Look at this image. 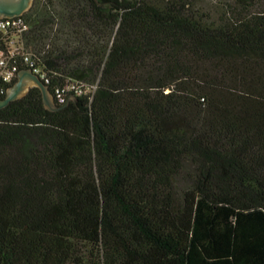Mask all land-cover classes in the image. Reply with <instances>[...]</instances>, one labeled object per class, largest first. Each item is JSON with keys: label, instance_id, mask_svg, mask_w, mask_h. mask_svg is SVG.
<instances>
[{"label": "trees", "instance_id": "1", "mask_svg": "<svg viewBox=\"0 0 264 264\" xmlns=\"http://www.w3.org/2000/svg\"><path fill=\"white\" fill-rule=\"evenodd\" d=\"M59 1L28 46L82 92L0 107V264H264V0Z\"/></svg>", "mask_w": 264, "mask_h": 264}, {"label": "built area", "instance_id": "2", "mask_svg": "<svg viewBox=\"0 0 264 264\" xmlns=\"http://www.w3.org/2000/svg\"><path fill=\"white\" fill-rule=\"evenodd\" d=\"M31 24L25 13L0 17V98L7 88L18 80L21 69H30L48 86L55 101L65 103L68 92L81 93L76 81L67 86L56 85L51 89V77L28 46Z\"/></svg>", "mask_w": 264, "mask_h": 264}, {"label": "water", "instance_id": "3", "mask_svg": "<svg viewBox=\"0 0 264 264\" xmlns=\"http://www.w3.org/2000/svg\"><path fill=\"white\" fill-rule=\"evenodd\" d=\"M31 3L32 0H0V17L22 14L30 7ZM28 84H34L41 88L45 104L48 108H57L48 86L39 78L37 74L27 68L21 69L18 73V80L11 87L7 88L6 96L0 99V107L6 106L12 100L17 99L26 93L28 90Z\"/></svg>", "mask_w": 264, "mask_h": 264}, {"label": "rangeland", "instance_id": "4", "mask_svg": "<svg viewBox=\"0 0 264 264\" xmlns=\"http://www.w3.org/2000/svg\"><path fill=\"white\" fill-rule=\"evenodd\" d=\"M37 1H38V0H35L34 3H33V5H32V6L29 8V10L26 11V12H30V11L34 8V6H35V4H36ZM53 2L55 3V7H54V8L59 9V8H60V1H59V0H53ZM202 3H203L205 6H208V7L212 8V10H214V9H215V5H216L218 2H217V0H202ZM31 86H34V85L28 84V89H29ZM26 92H27V91H26ZM24 94H25V93H24ZM24 94H23V95H24ZM52 98H53L54 102L56 103V101H55L53 95H52Z\"/></svg>", "mask_w": 264, "mask_h": 264}, {"label": "flooded vegetation", "instance_id": "5", "mask_svg": "<svg viewBox=\"0 0 264 264\" xmlns=\"http://www.w3.org/2000/svg\"><path fill=\"white\" fill-rule=\"evenodd\" d=\"M34 1H35V0H32V3H31V5H30V7L33 5ZM30 7H29V8H30ZM29 8H28L26 11H28ZM26 11H25L24 13H26Z\"/></svg>", "mask_w": 264, "mask_h": 264}, {"label": "crops", "instance_id": "6", "mask_svg": "<svg viewBox=\"0 0 264 264\" xmlns=\"http://www.w3.org/2000/svg\"><path fill=\"white\" fill-rule=\"evenodd\" d=\"M35 84V83H34ZM34 84H32V85H34Z\"/></svg>", "mask_w": 264, "mask_h": 264}]
</instances>
